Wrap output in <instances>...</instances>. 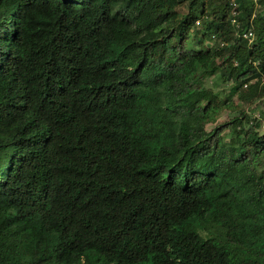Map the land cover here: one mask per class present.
I'll use <instances>...</instances> for the list:
<instances>
[{
	"label": "trees",
	"instance_id": "obj_1",
	"mask_svg": "<svg viewBox=\"0 0 264 264\" xmlns=\"http://www.w3.org/2000/svg\"><path fill=\"white\" fill-rule=\"evenodd\" d=\"M257 9L0 0V264H264L262 121L207 130L242 111L234 94L264 101ZM218 72L237 85L225 100Z\"/></svg>",
	"mask_w": 264,
	"mask_h": 264
},
{
	"label": "rangeland",
	"instance_id": "obj_2",
	"mask_svg": "<svg viewBox=\"0 0 264 264\" xmlns=\"http://www.w3.org/2000/svg\"><path fill=\"white\" fill-rule=\"evenodd\" d=\"M253 1L255 2V4H256V2H259V0H257V1L253 0ZM256 6H257V4H256ZM257 8L260 9V11H263V9H264L261 6H259ZM209 10L210 9H208L207 11H209ZM232 11H233V9H231V11H230L231 22H232V16H233ZM237 12H239L238 5H237ZM180 13H181V15L187 14L188 8L182 7L180 9ZM202 20H199L197 22V24L200 25V23H201L200 21H202ZM232 25H233V22H232ZM233 27L235 28L236 36L238 38H242L241 32L244 29L241 28V24H240V28H237V26H235V25H233ZM204 34H205V30L203 29V21H202V26H200L198 29L196 28L195 32L191 31L188 33L190 45L199 48L200 43L203 41V35ZM254 36H255V34H254ZM211 40H212V42L209 41V43L214 45L215 41L212 38H211ZM206 41H207V39H206ZM255 41H256V36H255L253 43H255ZM222 43L224 44V46L226 45L224 42H222ZM253 43H251V45ZM222 75H223L222 72H218L214 77L210 78L207 81V87L210 88L216 94L220 95L225 100V99L230 98L231 91H232L233 87H235L237 85L235 84L234 80L229 79L228 75H226V76H222ZM247 84L250 85V84H253V82L247 83ZM245 90H248V89H245L244 86H240L241 92H244ZM232 100H234L236 105H238L242 108V111H230V110L223 111V113L220 116L217 124L208 126L207 130L209 132L218 126L224 125L226 123H229L231 121H234V120L241 118V114H244L243 116L249 120V125L253 124V121L256 119V116L258 114H261L264 117V101L257 103V104L252 106L248 102L241 101L238 97V94H236V95L234 94L232 96ZM260 131L262 133H264V130L261 129ZM234 137H235V134L233 133V129L227 130L224 134V139H225V142L227 144H229L231 139Z\"/></svg>",
	"mask_w": 264,
	"mask_h": 264
},
{
	"label": "built area",
	"instance_id": "obj_3",
	"mask_svg": "<svg viewBox=\"0 0 264 264\" xmlns=\"http://www.w3.org/2000/svg\"><path fill=\"white\" fill-rule=\"evenodd\" d=\"M256 1H257V0H256ZM256 4H257V7L260 6L258 2H256ZM231 6H232V9H233V11H232V15H233V16H232V22H233V25L237 26V28H240V24H239V22H238V20H237V16L239 15V12H237V4L233 1V2H231ZM253 17L255 18L256 15L254 14ZM254 34H255V31H254V28H253V27H250L249 29L243 30V31L241 32V36H242L245 40H247V41L249 42L250 45H251V43H253V41H254V39H255L256 34H255V36H254ZM212 39H213L215 42L218 41V38H217L216 36H213ZM220 45H221L222 47L224 46L223 43H221ZM248 87H249V84H245V85H244V88H245V89H247ZM257 119L262 121L261 129L264 130V117H263L261 114H258V115L256 116V120H257ZM253 122H254V121H253Z\"/></svg>",
	"mask_w": 264,
	"mask_h": 264
}]
</instances>
